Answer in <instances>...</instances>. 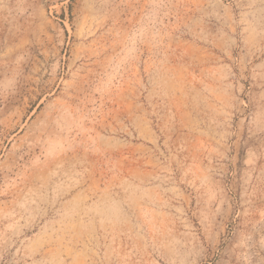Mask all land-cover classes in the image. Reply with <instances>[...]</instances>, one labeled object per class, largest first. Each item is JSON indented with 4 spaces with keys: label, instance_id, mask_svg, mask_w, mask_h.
<instances>
[{
    "label": "rangeland",
    "instance_id": "1",
    "mask_svg": "<svg viewBox=\"0 0 264 264\" xmlns=\"http://www.w3.org/2000/svg\"><path fill=\"white\" fill-rule=\"evenodd\" d=\"M0 264H264V0H0Z\"/></svg>",
    "mask_w": 264,
    "mask_h": 264
}]
</instances>
